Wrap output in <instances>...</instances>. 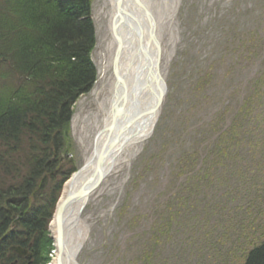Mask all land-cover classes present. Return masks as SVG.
Instances as JSON below:
<instances>
[{
	"label": "rangeland",
	"instance_id": "1",
	"mask_svg": "<svg viewBox=\"0 0 264 264\" xmlns=\"http://www.w3.org/2000/svg\"><path fill=\"white\" fill-rule=\"evenodd\" d=\"M107 8L91 0L97 77L72 105L68 178L93 133L81 119L110 72ZM174 20L153 131L89 197L78 264H242L264 238V0H178Z\"/></svg>",
	"mask_w": 264,
	"mask_h": 264
},
{
	"label": "trees",
	"instance_id": "2",
	"mask_svg": "<svg viewBox=\"0 0 264 264\" xmlns=\"http://www.w3.org/2000/svg\"><path fill=\"white\" fill-rule=\"evenodd\" d=\"M91 11V0H0V264L50 261L72 105L97 77ZM242 264H264V238Z\"/></svg>",
	"mask_w": 264,
	"mask_h": 264
},
{
	"label": "bare ground",
	"instance_id": "3",
	"mask_svg": "<svg viewBox=\"0 0 264 264\" xmlns=\"http://www.w3.org/2000/svg\"><path fill=\"white\" fill-rule=\"evenodd\" d=\"M104 2L108 6L106 67L110 72L105 82L94 89L96 109L81 119L93 128V133L82 165L63 185L59 204L95 177L98 164L102 176L86 197L74 196L69 200L60 219L56 215L52 217L51 236L56 245H62L60 259L54 257L52 264H78L77 255L88 238L89 226L81 213L89 197L96 190L101 192L100 184L127 166L151 135L159 114V106H154V93L160 88L153 76L158 71L164 73L176 41L174 19L178 0ZM163 32L166 43L162 42ZM119 103L122 106L117 113ZM120 129L123 131L119 139L111 146Z\"/></svg>",
	"mask_w": 264,
	"mask_h": 264
},
{
	"label": "water",
	"instance_id": "4",
	"mask_svg": "<svg viewBox=\"0 0 264 264\" xmlns=\"http://www.w3.org/2000/svg\"><path fill=\"white\" fill-rule=\"evenodd\" d=\"M153 78L160 83V88L158 89V92L156 91L154 94V106H159L158 109H160V104L164 98L165 92H166V85H165V81H164V74L162 72H156L153 76ZM122 104L119 103L118 108H117V113L119 112V110L121 109ZM153 106V107H154ZM127 128V127H126ZM124 129V128H123ZM123 129H120V131L118 133H116V135L114 136L113 140H111L110 145L113 146L114 143L117 142V140L119 139V134L123 131ZM101 164H98L97 166V170H96V175L95 177H91L92 180L84 187H82L80 189V191L77 194H74L75 197L79 196V197H86L94 188L95 184L99 181L100 177L102 176L100 174L101 172V168H100ZM73 195L66 198L65 200H63V202H61L59 204V202H57L55 210L53 215H56L57 217L59 216L60 219V214L63 211V208L66 206V204L69 202V200L74 197ZM59 221V220H58ZM55 247L57 250V254H56V260L60 259V255H61V251H62V245L58 243V245H56L55 242ZM14 250L19 254V255H24L26 256L27 259H30V254H28L27 250L20 247V246H14L13 247Z\"/></svg>",
	"mask_w": 264,
	"mask_h": 264
}]
</instances>
